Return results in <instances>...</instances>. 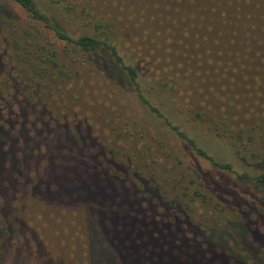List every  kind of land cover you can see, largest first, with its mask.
<instances>
[{
	"label": "trees",
	"instance_id": "obj_1",
	"mask_svg": "<svg viewBox=\"0 0 264 264\" xmlns=\"http://www.w3.org/2000/svg\"><path fill=\"white\" fill-rule=\"evenodd\" d=\"M7 1L20 7L31 24L48 29L58 41L72 44L87 57L107 54L112 64H99L108 77L115 82H127L138 101L174 131L189 151L208 162L214 171L227 172L240 182L250 183L262 192L261 199L264 200V0H204L209 5H199L198 9L213 15L212 18L204 15L195 17V11L176 10L175 17H167V20L172 26L170 28L176 27L180 21L185 23L184 41L177 43L173 40L170 43L166 35L163 40H160L163 35L157 40L158 32L154 37L156 48L149 40V34L156 29L151 26V21L156 19L153 13L139 18L145 25L139 29L140 37L137 38L133 34L134 38L128 35L130 40L123 39L112 30L110 23L105 29L101 22L90 23L93 24L92 29L74 38L48 14L51 8L60 10V7V12L72 13V5L60 6L66 0ZM246 7L253 9L247 10ZM191 19L193 22L188 24ZM211 25L215 27L211 28ZM174 30L178 32L179 28ZM53 52L57 54L55 50ZM35 72L42 78L46 74L43 68ZM55 77L56 74L52 73L50 79L55 80ZM32 81L23 87L20 81L17 91L20 98L15 102L11 99L12 91H15L12 79L13 89L10 81L5 89L0 87V137L5 136V129L11 134L7 136L9 142L14 145L13 140L21 141L16 147H22L12 150L9 143L7 149L47 154L45 138L53 139L56 145L53 154L60 150L57 145L66 144L68 150L73 149L72 141L80 135L71 131L70 124L77 128L81 121L58 119L59 115L53 111L54 106L48 99L52 97L54 100V95L56 100H63L67 91L60 87H47L45 82L40 83L36 79ZM39 83L42 89L38 87ZM67 99L72 102L73 97ZM3 121H26V124L19 123L11 129ZM86 133L91 136L89 130ZM211 140L223 142L232 149L247 170L238 171L231 163L212 156L202 146ZM87 158L83 157V160ZM107 160L122 162L116 153H111ZM135 166L138 169L140 165ZM79 170L81 172L82 169ZM140 172L136 182L117 183L113 179V169L106 166L104 172H99L102 188L93 184L86 174L83 178L87 179V184L74 179L75 188L68 192L70 197H82V202L91 207V214L97 221V230L89 232L92 264H178L177 260L199 264L193 258L200 262V257L206 258L202 261L204 264H211L222 254L230 260L255 264L260 258L254 251L250 252L245 229L234 219L218 221L217 226L211 229L206 226V217L199 214L203 221H198L194 216L196 207L207 206L213 201V196L203 190L207 180L194 189L189 186L194 185L191 181L182 187L180 194L172 195L180 182L175 180L171 191L163 189L161 197L157 196L161 202L153 203L152 196L155 197L156 189L162 186L145 183L152 182L157 173L153 170L147 173L141 166ZM142 173L148 174L147 178ZM70 178L72 181L75 177L71 175ZM67 184L60 185L64 191ZM141 190L149 193L142 195ZM60 197L68 196L65 192L64 195L60 193ZM197 202L199 204L195 205ZM99 224L105 226L107 233L99 228ZM187 225H193L198 235L195 232L191 233L192 236L185 235ZM111 231L119 235L118 240L116 236L112 237ZM233 245L241 248L244 245L242 251L249 252V255H236L230 249ZM211 246L218 247V250ZM105 248H108V253L104 252Z\"/></svg>",
	"mask_w": 264,
	"mask_h": 264
},
{
	"label": "rangeland",
	"instance_id": "obj_2",
	"mask_svg": "<svg viewBox=\"0 0 264 264\" xmlns=\"http://www.w3.org/2000/svg\"><path fill=\"white\" fill-rule=\"evenodd\" d=\"M66 4L73 6L72 13L60 12V7V10L51 8L48 14L74 38L92 29L93 24L90 23L95 22H101L105 29L110 23L112 30L123 39H127L128 35L133 37V34L137 38L140 37L139 29L145 25L139 18L153 13L156 19L151 21V26L156 29L149 34V40L155 48L154 37L158 32L160 35H157V40L161 35L160 40H163L166 35L170 43L173 40H177V43L184 41L185 23L180 21L176 25L179 28L177 32L174 30L176 27L170 28L172 26L167 20V17H175L176 10L195 11V17L210 16L198 9L199 5H209L204 0H66L60 6ZM191 22L193 19L188 24ZM214 27L211 25V28ZM53 50L57 54H53ZM97 55L94 58L87 57L72 44L58 41L48 29L31 24L20 7L10 1L0 0V87L5 89L9 81L11 85L12 79L16 91H12L13 102L19 101L17 91L20 81L21 87L23 84L30 85L33 79L45 82L47 87H60L67 91L63 100H56L54 95V100L48 97L54 106L53 111L59 115L57 118L78 120L82 124H78L77 128L70 124L71 131L80 135L73 139V149L68 150L66 144L57 145L60 150L53 154L56 145L53 139L45 138L44 143L49 151L40 155L8 150L9 143L13 150L21 141L13 140L12 145L7 137L11 134L4 129L5 136L0 137V264H92V239L89 232L96 229L97 221L91 214V207L85 201L82 202V197L76 195L71 198L69 193L75 188V180L87 184V179L83 178L85 174L93 184L101 187L99 172H104L106 166L113 169L114 181H122L123 184L136 182L141 173L140 166L147 173L155 171L157 175L153 177L154 180L145 183L162 186L156 189L157 195L152 196L153 203L157 200L161 202L157 196L161 197L163 189L171 191L175 180L180 182L172 195L180 194L182 187L191 181L194 185L189 186L194 189L207 180L203 190L213 196V201L207 206L196 207L194 216L198 221H203L199 214L206 217V226L211 229L217 226L218 221L234 219L245 229L244 236L250 252L254 251L260 256L255 264H264L262 192L248 182L238 181L233 174L214 171L208 162L189 151L174 131L138 101L127 82H115L106 75L99 63L105 62L110 66L112 63L108 55ZM42 68L46 70L43 78L35 72ZM52 73L56 74L55 80L50 79ZM40 83L38 87L42 89ZM70 96L73 97L72 102L67 99ZM3 122L11 129L19 123L26 124V121ZM87 130L91 136L86 133ZM63 146L67 148L64 150ZM202 146L216 159L231 163L236 170H247L234 151L223 142L211 140L202 143ZM111 153L118 154L122 162L107 160ZM83 157L88 158L83 160ZM69 161V164H65ZM146 163L148 165L144 167ZM135 165L140 166L137 169ZM79 169H82L81 172ZM70 174L75 177L72 181ZM147 175L144 176L147 178ZM60 181L62 184H59ZM65 183H68L66 191L60 186ZM138 187L141 188L140 185ZM65 192L68 197H60V193L64 195ZM139 192L142 193V190ZM147 193L142 195L146 196ZM99 225L107 233L105 226ZM111 232L112 237L116 236L118 240L119 235ZM193 232L198 235L193 225H187L185 235L192 236ZM242 248L233 245L230 249L236 255H249ZM106 249L104 252L108 253ZM186 257L189 259V256ZM204 259L200 257L199 262L193 258V261L204 264ZM177 262L188 264L186 260ZM211 264L245 263L238 259L230 260L222 254Z\"/></svg>",
	"mask_w": 264,
	"mask_h": 264
}]
</instances>
